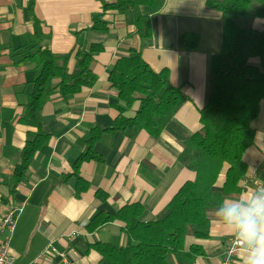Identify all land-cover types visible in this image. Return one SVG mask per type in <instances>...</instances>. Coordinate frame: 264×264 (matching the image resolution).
Masks as SVG:
<instances>
[{
	"label": "crops",
	"instance_id": "0c3cea01",
	"mask_svg": "<svg viewBox=\"0 0 264 264\" xmlns=\"http://www.w3.org/2000/svg\"><path fill=\"white\" fill-rule=\"evenodd\" d=\"M29 1L0 0V218L11 205L23 207L11 242L18 264H99L101 257L90 244L124 246L127 241L121 221L107 223L94 232L88 230L97 213L116 214L124 206L138 203L144 207L141 220L152 221L179 188L195 178L193 172L177 162L183 138L166 128L159 139L141 133L132 141L116 132L109 144L96 143L94 149L103 161L81 165L79 174L89 189L79 196L74 179L59 182L64 175L73 173V165L86 152L91 128L110 127L118 116L110 107V102L115 101L108 92L109 72L118 59L127 56L130 48L141 47L148 65L156 72L168 69L170 83L181 87L189 97L174 122L187 133L198 132L202 127L199 111L207 100L210 58L221 47L220 13L209 9L206 0H164L162 10L152 17V37L141 42L133 36L132 16L114 11L104 14L107 33L84 31L102 14L99 0H35L34 13L42 29L41 47L55 54H66L101 43L104 50L91 65L98 77L93 88L67 102L55 94L45 104L42 128L52 137L34 156L12 194L13 171L20 163L29 130L19 123V118L39 73L36 64L25 59L38 49L32 41ZM143 11L146 13L147 9ZM253 27L263 30L264 20H255ZM185 33L199 35L196 49L178 46V39ZM72 63L71 59V66ZM134 115L132 110L125 113L126 117ZM252 126L255 137L243 156L247 171L240 182L242 191L228 198H239L264 186L262 166L257 168L264 157V102ZM223 182L222 176L216 187L221 188ZM97 191L106 194L105 201L97 199ZM230 237L213 213L209 237L202 240L186 237L185 250L200 245L204 256L198 257L194 264H221ZM48 247L56 253L42 256ZM59 254H64L67 261ZM240 256L241 253L236 257L237 264Z\"/></svg>",
	"mask_w": 264,
	"mask_h": 264
},
{
	"label": "trees",
	"instance_id": "16d2710c",
	"mask_svg": "<svg viewBox=\"0 0 264 264\" xmlns=\"http://www.w3.org/2000/svg\"><path fill=\"white\" fill-rule=\"evenodd\" d=\"M99 2L102 14L84 31L107 33L109 27L104 14L114 11L132 16L133 36L141 42L152 37V17L164 7V0ZM34 3L35 0H30L27 10L33 21L32 41L38 49L25 59L36 64L39 73L26 95L24 113L19 118V123L29 130L20 163L13 171L12 194L34 156L52 137L42 128L45 104L55 94L67 102L93 88L98 77L91 65L104 50L101 43L66 54H55L41 47L42 29L34 13ZM206 6L220 13L222 34L220 50L209 62L207 100L199 111L201 129L187 133L174 122L175 115L189 97L181 87L170 83L168 69L154 71L143 59L141 47L130 48L127 56L113 65L107 79L109 95L115 101L110 102V107L118 116L110 127L91 128L86 152L73 165V173L64 175L59 181L74 179L77 196L87 191L89 184L80 177V167L85 162H102L94 146L98 142L109 144L116 132L134 141L141 133L159 139L164 130L170 128L183 138L177 162L195 174L194 180L185 182L152 221L141 220L144 207L138 203L126 205L116 214L97 213L88 230L94 232L107 223L121 221L127 241L124 246L90 244L101 257L99 264H194L198 257L204 256V251L200 245L185 250L186 237L207 239L211 215L223 200L242 191L240 182L247 171L243 156L254 142L252 124L264 102V28L256 30L253 27L255 20H264V0H206ZM199 41V35L185 33L178 39V46L194 50ZM130 110L135 115L126 117L125 113ZM222 176L224 182L217 188ZM96 197L101 201L107 198L102 191H97Z\"/></svg>",
	"mask_w": 264,
	"mask_h": 264
},
{
	"label": "clouds",
	"instance_id": "9594fccd",
	"mask_svg": "<svg viewBox=\"0 0 264 264\" xmlns=\"http://www.w3.org/2000/svg\"><path fill=\"white\" fill-rule=\"evenodd\" d=\"M215 218L224 232L241 242L238 264H264V186L226 198Z\"/></svg>",
	"mask_w": 264,
	"mask_h": 264
},
{
	"label": "built area",
	"instance_id": "2783aa9c",
	"mask_svg": "<svg viewBox=\"0 0 264 264\" xmlns=\"http://www.w3.org/2000/svg\"><path fill=\"white\" fill-rule=\"evenodd\" d=\"M258 166V169L262 166V171L264 172V157L262 163ZM255 184L258 185V182L255 181ZM22 210V206L11 205L0 218V264H18L16 255L11 248V242L16 222ZM240 243L239 240H234L233 237L229 238L221 264H237L236 257L241 253ZM55 253V249L48 247L42 256ZM59 256L64 258L63 261H67L64 254H59Z\"/></svg>",
	"mask_w": 264,
	"mask_h": 264
}]
</instances>
